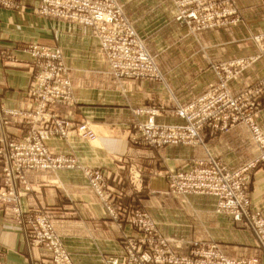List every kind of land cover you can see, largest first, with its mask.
Wrapping results in <instances>:
<instances>
[{
    "label": "crops",
    "instance_id": "obj_1",
    "mask_svg": "<svg viewBox=\"0 0 264 264\" xmlns=\"http://www.w3.org/2000/svg\"><path fill=\"white\" fill-rule=\"evenodd\" d=\"M126 16L135 29L157 40L154 55L164 73L162 79H127L115 76L106 63L105 54L89 28L62 18L37 15L34 7L40 0H25L16 9L0 6V134L20 135L38 127V122L10 111H28L27 95L32 75V56L26 49L32 42L54 45L63 53L67 73L72 82L73 101L57 103L53 113L75 123L88 121L98 139L81 138L76 129L67 137L48 136L52 150L73 154L83 165L117 173L119 160L126 168L137 167L142 181L132 188L123 179L109 181L123 206H142L158 223L162 234L175 239L173 247L188 253L195 240L218 243L228 255L251 257L256 249L254 234L242 228L230 216L216 212L218 199L211 195H173L168 192V173L191 166L198 159L216 157L232 170L261 152L252 129L239 122L227 130L206 127L198 145H169L163 148L133 146L130 135L135 126L149 114L145 108L157 110L156 121L183 123L176 115L180 105L187 104L219 80L216 61L258 55L250 67L240 70L234 65L230 86L234 92L248 86L264 84V50L259 51L255 34L264 29V4L260 0H237L240 13L247 12V23L233 31L218 33L217 47L198 53L166 50L162 25L161 0H120ZM246 19V18H245ZM248 34L241 33V26ZM163 26V27H162ZM162 27V28H161ZM161 28V30H157ZM169 43H170V36ZM227 63V62H224ZM230 66V64H229ZM241 71V72H240ZM264 87V85H263ZM257 121L264 129V93L261 96ZM97 138V137H95ZM3 164L0 163V183ZM123 175V177H122ZM30 190L17 180V201L0 203V264H47L51 253L31 244L27 234L29 215L37 211L53 215L75 264H107V258L124 251V238L137 230L112 219L88 178L78 169L30 171ZM252 204L264 212V167L259 168L251 182ZM113 194V193H112ZM114 195V194H113ZM18 208L20 213L15 212ZM261 263H264L262 250Z\"/></svg>",
    "mask_w": 264,
    "mask_h": 264
},
{
    "label": "rangeland",
    "instance_id": "obj_2",
    "mask_svg": "<svg viewBox=\"0 0 264 264\" xmlns=\"http://www.w3.org/2000/svg\"><path fill=\"white\" fill-rule=\"evenodd\" d=\"M162 1V25L167 27L163 28L162 36H166V40L164 43L166 50H174L179 53H198L206 50L207 44H205L204 40H209V47H217L218 33L221 35H226L225 32L233 31L237 28L240 23H247L248 13H240L237 0H161ZM264 4V0H260ZM22 2L25 0H0V6L6 9H16L22 5ZM114 3L117 7H119L121 14L124 18L127 19L129 25L131 27L130 33H132V37H137L143 45L145 51L149 53L152 59L155 61L161 76H141V77H128L124 75H119L116 71H114L110 65L109 60V50L105 49V46H109V40H103L100 35L96 34L95 27L89 24H85L84 22L71 20L69 18L53 14L52 12L43 11V3L40 0V3L34 7V12L37 15L62 18L71 22H78L87 26L91 32V34L96 37L99 47L103 50L105 54L106 63L110 67V71L117 77L127 78V79H140V78H152V79H162L164 73L162 72L159 63L157 61V57L155 52L158 49L157 40L154 41L152 36L147 34H143L135 29L132 25L131 21L126 16L124 10V4L120 0H114ZM246 18V19H245ZM162 26V27H163ZM161 27V28H162ZM161 28L157 30H161ZM248 28H245V25L241 26V33L243 35L248 34ZM225 31V32H224ZM102 34H105L103 32ZM135 35V36H134ZM170 36V43L169 37ZM102 39V41H101ZM255 39L258 43L259 51L264 50V29L263 31L259 27V31L255 34ZM103 42V43H102ZM104 44V45H103ZM54 47L61 51V65L64 68V76L68 78L70 82V89L67 99L59 98L55 101H47L44 98L45 95V81L43 78L39 79V75L43 72V57H39L34 54V50L36 48L42 47ZM115 44L113 45V48ZM29 53L32 56V75L29 83V88L27 91V95L29 97V101L31 103L30 109L26 111H10L11 115H22L27 116L38 122V127H32L30 130L21 133L20 135H1L0 134V163L3 164V176L2 183H0V193L5 192L6 190H12L14 192L15 199L11 201H4V199L0 198V203L3 205L12 203L14 204L17 201V190H16V181L18 179L24 186V190H30V183L28 182V175L30 171H45L52 170L55 171L57 169H80L84 175L88 178L90 185L95 190L96 194L99 196L101 201L105 206L106 212L109 216L116 220L121 221L124 217L125 221L134 227L137 230V233H132L126 235L124 238V251L121 254H113L107 258V264H113V262H118L119 264H172V261L175 257H187L190 258L194 264H221V258H229L233 259L234 262H243L246 261V264H253L250 261L257 258L258 261L256 264H264L261 263V255L260 251L264 253V247L261 245L258 236L255 232L253 226V213L257 212L258 216L264 221V212L261 209H257L252 204V198L250 197V185L253 180V177L256 171L259 168L264 167V159H262L263 149L261 147V143L256 139L255 133L253 131L252 125H258L263 131L264 129L262 125L257 121L258 113L260 111V106L263 104L261 100V96L264 93L263 83H259L255 86H248L243 90L238 92H234L232 87L230 86L231 80L233 79V70L231 68L234 65H238L240 70L244 67H250L255 59L258 58V54L251 55L248 57H239L234 58L229 61H216L213 64L216 71H219V80L216 84L211 86L202 94L195 97L189 103H193L197 101L202 96H207L201 105L196 108L199 116L209 115L205 119V123L199 128L198 137L196 141H186L184 139L179 142H166L163 144L153 143L149 139H147L142 131V126L146 124L151 117H154V121L156 124L161 126H169L176 125L179 127H187L190 125V121L186 118H183L178 113L180 105L176 110V115L180 118L184 119L183 123H163L156 121L155 117L157 115V110L154 108H145L142 110V113L149 114V117L143 123H140L135 126V130L130 135V141L133 146H146L151 148H163L169 145H198L202 142L201 131L206 127H212L215 129L227 130L232 127L234 124L239 122H244L248 124L250 129L253 131V135L257 140L261 152L259 153L257 158H254L250 162H253L257 159V165L252 168V170L246 173V182L244 187L243 194V217L241 220H237L234 218V215L230 211L220 210V202L221 198L219 195L208 193V192H185L179 187V184H182V180L179 178V173L191 172L198 167L204 164H211L213 160L219 162L224 165L223 172H235L239 169L245 167L247 164L237 168L230 169L224 161L216 158V157H208L207 159H198L191 166L178 169L168 173L167 181H168V192L173 195H193V194H204L211 195L218 199L216 212L218 214H224L230 216L231 219L235 222H238L242 228L251 231L256 238V249H259V252L253 254L251 257H241L235 258L227 253H225L222 247L213 241H201L195 240L192 242V247L188 253H181L178 249L173 247V244L176 243L175 239L170 236H164L162 231L152 217L150 212L142 206H123L120 203H117L119 196H115L116 192L114 188L109 186V181H113L122 171L127 170L128 173L125 174L123 179H127L131 184L132 188H136L137 183L142 181L143 173L137 167H129L126 168V162L123 159L119 160V166L117 167L119 171L117 173L103 170L102 168H93L83 165V163L77 159L73 154H67L63 152H57L52 150V148L47 144L46 138L50 136H63L67 137L70 133V130L76 129L78 135L81 138L87 140H97V138L90 139L89 137H84L79 132V127L83 124H87L90 128L91 125L88 121H82L78 124L75 123L72 119L67 118L65 116L56 115L53 113V107L57 103H69L73 101V92H72V82L67 73V68L63 60V53L59 47L49 44L29 43L26 47ZM120 50V47H117ZM227 62V63H224ZM230 64V66H229ZM241 72V71H240ZM57 94L56 89L53 91ZM236 101L237 107L230 104L231 101ZM220 101L216 108L209 107L213 104H217ZM154 111V112H153ZM213 114V116H211ZM60 119V122L67 123L70 125V128L67 127V132L62 133L61 130H58V126L56 124V120ZM194 122V121H193ZM196 125H198L195 122ZM61 129V128H60ZM95 132V131H94ZM46 148L51 152L52 156L58 157H67L72 161H75L74 167H51V168H43L41 165L37 164L36 159L40 157V151L42 148ZM120 175L114 181L119 180ZM7 184V186H6ZM114 195H113V194ZM15 212L18 214L20 211L18 208H15ZM255 213V214H257ZM38 215L47 216L46 227L53 230L54 234L60 238L63 248L69 254L72 263L75 264L72 254L67 248L64 237L60 233L57 228L56 222L52 214L48 212L37 211L29 215L27 220L28 229L27 234L29 240L32 245L39 246L47 249L51 253L50 260L47 264H57L55 260V254L53 249L48 246L44 242H38V237L32 234L30 220L31 218H35ZM36 240V241H35ZM215 250L216 253L219 254L220 257L210 256L209 253ZM149 255V257H147Z\"/></svg>",
    "mask_w": 264,
    "mask_h": 264
},
{
    "label": "built area",
    "instance_id": "obj_3",
    "mask_svg": "<svg viewBox=\"0 0 264 264\" xmlns=\"http://www.w3.org/2000/svg\"><path fill=\"white\" fill-rule=\"evenodd\" d=\"M42 3L44 12H52L53 14L94 26L96 34L100 35L103 40L108 39L109 46L103 45L105 49L109 50V60L112 69L119 75L128 77L161 76L155 61L144 50L142 42L135 35V37H132L129 22L122 16L114 0H42ZM103 32L105 34H102ZM114 44L115 47L113 48ZM117 47H120V50ZM34 54L44 58L42 63L43 72L39 75V79L43 78L45 81L46 91L44 98L46 102L55 101L59 98L67 99L70 82L64 76V68L61 65V51L50 46L36 48ZM54 89H56L57 94L53 92ZM206 97L202 96L197 101L179 108L178 113L180 116L190 121V125L187 127L176 125L161 126L155 123L154 117H151L142 126L145 137L157 144L179 142L182 139L196 141L199 128L205 123V119L209 117V115L199 116L196 111V108L205 102L204 99ZM219 103L220 101L211 105L209 109L216 108ZM230 104L237 107L234 100ZM61 123L60 119L56 120V124L59 125L58 130H61L62 133L67 132L68 129L66 130V128H70V125ZM252 128L256 139L261 143L263 149L262 159H264L263 131L256 124H253ZM79 132L82 136L90 139H95L96 137L94 130L87 124L81 125ZM40 152V157L36 159V162L43 168L74 167L76 165L75 161L65 156H52L51 152L44 147ZM256 165L257 159L238 171L223 172L224 165L213 160L211 164H204L191 172L179 173V178L182 180V184H179V187L185 192H208L219 195L221 198L220 210H228L234 215L235 219L241 220L243 217V194H245L243 189L246 185V173L250 172ZM0 198L4 199V201H11L15 199L14 192L6 190L0 193ZM255 213L252 215L253 226L261 245L264 247V221L258 216V213ZM46 217L45 215H38L33 219L31 218L32 234L38 237V242H44L53 249L57 264H73L69 254L62 246L60 238L54 234L53 230L48 227L45 228ZM209 255L220 257L215 250L211 251ZM220 258L221 264H246V261L236 263L233 259L227 257ZM257 261L258 259L255 258L250 263L256 264ZM113 264L119 263L113 262ZM172 264H194V262L187 257H175Z\"/></svg>",
    "mask_w": 264,
    "mask_h": 264
}]
</instances>
